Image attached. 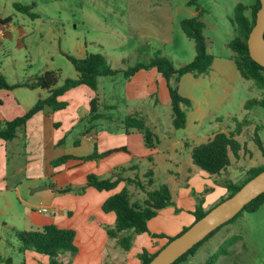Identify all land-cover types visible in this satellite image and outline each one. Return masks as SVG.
<instances>
[{
	"label": "crops",
	"instance_id": "1",
	"mask_svg": "<svg viewBox=\"0 0 264 264\" xmlns=\"http://www.w3.org/2000/svg\"><path fill=\"white\" fill-rule=\"evenodd\" d=\"M15 2L18 1H10L14 9ZM127 2V8L122 14L124 27L127 28L123 32L111 29L112 34L122 38L126 43L130 40L132 43L133 41L138 43L148 38L147 44L153 45L155 51L158 50L159 45L174 43L173 26H180L183 18H179V13L182 6L173 5L172 0H127ZM6 9V6H0L2 27L0 74L9 84L26 82L43 71L28 74L27 63L22 66L17 62L18 59H12V50L9 47L28 51L26 43L28 30L25 29V25L15 24L13 16ZM144 12H148L154 19L150 22L154 26H151V29H143L146 23L140 15ZM189 13L191 17L196 11L190 10ZM6 18H9L8 21L3 23ZM104 24L103 22L98 26L107 32ZM130 25L131 29H129ZM78 36L75 38L76 42L73 36V46L69 43L64 46L62 41L65 39L58 37L57 50H55L58 57L66 58L65 53L78 58H83L88 53H101L112 68H127L141 60V55L134 48L135 44H130L124 52L108 55L103 43ZM69 39L72 37L69 36ZM10 42L11 46H8ZM46 56L51 58L52 52L47 51ZM54 56H52L53 61ZM144 56L147 60L152 57L150 53ZM112 59L117 62L115 66L111 63ZM69 63L68 71L64 69L67 64L62 65L61 69L47 65L46 70H60V82H62L67 77L77 76L73 64L70 61ZM203 75L205 74L199 76L186 74L184 79L199 80ZM116 76L113 89L109 86L111 84L108 76L99 77L96 90L84 84L69 89L59 97L60 101L66 103L64 108L53 110L45 107L19 127L12 139L5 141L0 138V229H8L12 233L28 230V226L24 223L28 219L30 229H40L50 224L59 228L73 229L77 252L74 254L72 264H139L138 254L143 249L153 254L167 243V237L154 236L155 234L173 237L194 222L195 217L192 212L196 208V200L191 194L192 190L198 194L204 192L203 206L207 209L210 204L226 195V181H237L231 179L229 165L220 173L225 174L226 181L218 186L214 184L212 187V182L207 179L209 178L207 172L198 170L192 162L191 150L194 145L189 139L191 137H188L189 135L176 137L174 130L169 131L172 135L166 134L167 122L170 127L173 126L168 82L156 68L141 69L129 78H124L121 73L113 77ZM182 79L183 76L178 82V88L184 95L181 91ZM48 94L47 89L40 87L20 86L0 89V127H4L8 120L24 115L38 99ZM95 96L98 98V112L101 117L91 120L90 102ZM191 102V107L186 111L184 129L195 118L202 122L211 112L208 109L210 104L208 100L205 104H197L192 100ZM120 107L126 110L122 117H115L109 111L118 112ZM131 115L142 117L146 126L152 131L154 138L152 147L146 144L142 130L131 128L126 131L124 119ZM163 116L166 120L164 132L161 122ZM94 149H97L98 153L116 151L98 160H80L92 154ZM65 155L71 158L66 163L54 167L53 161ZM156 160L175 163L176 170L171 168L165 171L171 174L173 179L172 186L169 185L173 204L159 210L157 215L148 221V232L135 234L133 246L125 250L117 238L108 235V228L114 226L115 214L104 212L102 204L124 187L125 179L130 176H124L123 173L131 171L136 174L139 169L137 163L148 162L154 165ZM147 170L142 172L145 173ZM90 173L96 174L99 178L112 179L111 177L115 176V179L120 181L114 189L99 191L87 185V176ZM181 173H184L183 176ZM245 177L246 174L242 180ZM209 185L212 187L210 192L208 188L205 189V186ZM33 186H38L34 190L40 189L43 193L28 203V191ZM64 189L67 190L63 191ZM17 201L21 203V208L15 205ZM42 208H46V211H42ZM3 238L4 236L0 234V242H3ZM25 252L28 258L24 264H38V261L43 264L48 263L45 254L32 250ZM0 258L3 259L1 252Z\"/></svg>",
	"mask_w": 264,
	"mask_h": 264
},
{
	"label": "rangeland",
	"instance_id": "2",
	"mask_svg": "<svg viewBox=\"0 0 264 264\" xmlns=\"http://www.w3.org/2000/svg\"><path fill=\"white\" fill-rule=\"evenodd\" d=\"M10 1L0 0V6H6V11L13 16L15 24L25 25V29L28 30L26 42L28 51L24 49L15 50L13 47L9 48L12 50V59H18L19 65L23 66L27 63L28 74L45 71L47 65L53 66L54 69H61L62 65L67 64L64 69L68 71L69 61L64 57H58L57 53H55L59 36L62 40L65 39L62 41L64 46L67 43L73 46V36L75 40L78 35L88 40H98L100 44L103 43L108 55H114L115 52H124L129 48L130 44H135L134 48L141 55V63H147L150 60L145 58L144 55L146 53H150L152 57L157 54L165 56L173 61L177 67L190 62L195 56L194 41L184 34L179 25L173 26L174 43L172 45H159L157 51L152 48L153 45L149 46L147 44L148 38L142 39L138 43L136 41L132 43L131 40L126 43L122 38L112 34L111 29L123 32L127 28L124 27V15H122L123 10L127 8V0H14L31 6L30 10L36 13V18L18 13L11 6ZM188 1L172 0L173 5L182 6L179 18L189 17L190 10H195L194 5L190 6L187 4ZM255 1L196 0L204 9L202 21L205 24V28L203 34L206 39L207 50L214 59L211 70L203 77H200L199 80H186L183 76L181 91L197 104H205V101L208 100L210 102L208 109L211 112L205 116L202 122L197 121L195 118L185 129L170 127L168 122L166 126V134L172 135L169 131L174 130L176 137L182 138L185 135H189L188 137H191L189 139L194 142L191 141L192 145L207 142L217 132L234 134V138L240 144V149L236 150V153L230 151L229 168L231 179H236L237 181L242 180L245 174L247 175V169L264 164V107L257 103L248 104L250 100L264 98V89L259 88L253 80L244 79L240 76L234 61L231 59L235 53L228 47L229 42L236 35L234 25L230 20L235 6L238 3L247 5L248 9L245 13L250 16V6ZM140 16L146 23L143 29H151L153 25L150 22L154 21V19L151 18L150 14L144 12ZM103 22L106 24L104 26L107 27V32L98 26L103 24ZM129 29H131V25ZM76 33L79 34L77 35ZM69 36L72 39H69ZM8 46H11V42L8 43ZM47 51L52 52V56L55 55L54 61L52 56L51 58L46 56ZM111 63L115 66L117 62L112 59ZM107 78H110L109 83L111 85L109 86L113 89L112 86L115 85L114 81L117 80V76H108ZM124 110V107H120L118 112L109 111L119 118L123 116L122 114L126 111ZM161 122L164 132L165 116L162 117ZM137 165L139 169L136 174L127 171L123 175L130 176L131 179L139 177L146 183V178L143 176L144 173L142 171L152 168L155 172L154 182L152 186L149 187L148 185V188L154 189L165 183L172 186L173 179L170 176L171 174L169 175L165 171L171 168L176 170L174 162L156 160L154 165L152 163L148 164V162H139ZM197 168L201 170L199 167ZM181 174L183 176L184 173ZM207 175H209L207 179L210 183L212 182V187H214V184L216 186L220 185L227 179L224 173L219 175L207 173ZM111 178L115 179V176ZM180 179L183 181L182 177ZM123 186L129 190L132 200L142 201L146 198L145 192L134 183L125 182ZM37 187L33 186L28 191V203L43 193V190H34ZM212 187L210 185L205 186V189L208 188V192H210ZM191 194L195 200L202 195L194 190H192ZM217 202L210 204L209 208H212ZM15 205L21 208L19 201L15 202ZM24 223L28 226V231L36 230V228H29V219L26 222L24 221ZM0 234L6 240L4 241L3 238V242H0V252L3 257V259L0 258V264H5L7 258H11L13 264H24L28 256H25L26 252L20 251V246L17 239H15L14 233L11 230L2 228L0 229ZM135 234H133L129 249L133 246ZM233 236H238V238L231 243L226 254L215 257L214 264H264V203L256 211L244 213L232 223L221 227L204 241L193 255L188 256L186 260L178 264H205L211 255L219 251L221 244L225 240L233 239ZM74 254L70 251H63L56 259L64 264H72ZM47 259V264H49L50 257L47 256ZM38 264L43 263L38 261Z\"/></svg>",
	"mask_w": 264,
	"mask_h": 264
},
{
	"label": "trees",
	"instance_id": "3",
	"mask_svg": "<svg viewBox=\"0 0 264 264\" xmlns=\"http://www.w3.org/2000/svg\"><path fill=\"white\" fill-rule=\"evenodd\" d=\"M188 5H194L196 14L191 17H185L180 21V27L185 35L194 41L195 56L194 58L181 66H175L173 61L162 55H155L147 63L137 62L136 64L127 68H112L105 56L101 53H88L83 58H78L74 55L65 53L66 58L73 64L77 76L67 77L62 82L60 70H45L40 74L35 75L31 80L26 82H18L9 84L5 77L0 74V89H13L15 87L26 86L29 88H44L49 91L46 97L40 98L37 102L22 116L8 120L4 127H0V138L5 141L12 139L19 127L24 125L26 121L32 117L36 112L50 107L53 110L64 108L66 103L59 100V97L64 95L69 89L78 85H87L93 90H96L98 79L102 76H115L119 73L124 78H129L141 69L156 68L159 73L168 82V91L170 98V107L172 110V125L175 129H182L186 126V111L192 105L191 100L182 95L178 88V82L182 76L186 74H194L196 76L206 74L210 71L214 57L207 50L206 39L203 34L205 24L202 21L204 9L196 2V0H189ZM16 10L28 14L32 18H36V13L31 12V6L24 5L19 2L14 3ZM260 7V0H256L250 6L251 14L247 15L245 12L248 6L243 3H238L230 18L235 29V37L229 42L228 47L235 53L232 57L240 76L244 79H251L261 89H264V67L254 61L249 53L247 40L251 29L256 20V13ZM9 18L2 22L5 23ZM250 103H257L264 107V98L250 100ZM101 117L98 112V98L95 96L90 102V118L96 120ZM126 131L134 128L144 132L146 144L153 146V133L146 126L142 117L136 115L126 116L124 119ZM125 149V148H121ZM240 149V144L234 138V134L217 132L207 142L194 145L191 150L192 162L201 170L208 174H220L230 165L229 153ZM116 150H109L103 153H98L97 149L88 156L80 158L81 161L98 160L101 157L108 155ZM71 156L65 155L53 161V166H59L64 163ZM264 169L263 165L254 166L247 171L246 177L241 181L228 180L225 182L227 193L216 204L222 200L233 195L241 188L250 178L258 174ZM146 178L144 183L139 177L134 179H125V182L137 185L145 192L146 198L142 201L132 200L127 187H123L119 192L108 197L102 204L104 212H113L115 214L114 226L108 228L107 232L110 237L118 238L121 247L128 250L132 241L133 234H140L148 232V221L155 217L159 210L173 204L172 193L168 184H161L157 188H148L154 182V171L149 168L143 175ZM120 179L99 178L96 174L90 173L87 176V185L99 191L114 189ZM64 189L63 191H66ZM264 203V193L257 196L250 201L245 207L237 213L232 219L225 222L214 231H212L203 240L195 244L186 253L181 255L172 264H178L187 259L188 256L193 255L196 249L221 227L232 223L235 219L244 213H251L256 211L261 204ZM204 197L199 196L196 200V208L193 210L195 217L194 221L204 216L211 208H204ZM213 205V207L215 206ZM189 227V226H188ZM188 227H184L179 233L184 232ZM15 236L20 244V251L34 250L38 253L45 254L50 257L49 264H64L57 261L56 257L63 251L77 252V247L74 244L75 231L73 229L59 228L53 224L45 225L36 230H21L15 231ZM128 234V235H126ZM178 234V235H179ZM154 236L167 237V243L175 236L169 237L164 234H155ZM177 236V235H176ZM229 241L225 240L219 251L211 255L205 264H214L215 257L221 254H226L231 243L238 238L233 236ZM232 238V237H231ZM157 254L149 253L146 249L138 254L139 264H148L150 260ZM5 264H13L11 258H7Z\"/></svg>",
	"mask_w": 264,
	"mask_h": 264
},
{
	"label": "water",
	"instance_id": "4",
	"mask_svg": "<svg viewBox=\"0 0 264 264\" xmlns=\"http://www.w3.org/2000/svg\"><path fill=\"white\" fill-rule=\"evenodd\" d=\"M247 44L251 58L264 67V0H260L255 24L250 31ZM262 193H264V169L250 178L233 195L216 204L184 232L166 243L148 264H172Z\"/></svg>",
	"mask_w": 264,
	"mask_h": 264
},
{
	"label": "built area",
	"instance_id": "5",
	"mask_svg": "<svg viewBox=\"0 0 264 264\" xmlns=\"http://www.w3.org/2000/svg\"><path fill=\"white\" fill-rule=\"evenodd\" d=\"M1 32H2V27L0 26V34H1ZM41 210L46 211V208H42Z\"/></svg>",
	"mask_w": 264,
	"mask_h": 264
}]
</instances>
